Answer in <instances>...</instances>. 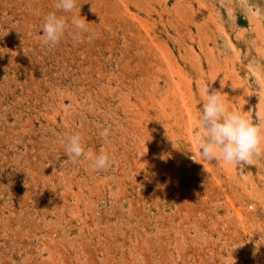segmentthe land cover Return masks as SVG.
Listing matches in <instances>:
<instances>
[{"label": "rangeland", "instance_id": "rangeland-1", "mask_svg": "<svg viewBox=\"0 0 264 264\" xmlns=\"http://www.w3.org/2000/svg\"><path fill=\"white\" fill-rule=\"evenodd\" d=\"M56 3L0 0V264H264V157L201 160L193 139L221 80L264 126V0ZM50 12L69 21L51 48ZM74 133L113 165L70 159Z\"/></svg>", "mask_w": 264, "mask_h": 264}, {"label": "clouds", "instance_id": "clouds-1", "mask_svg": "<svg viewBox=\"0 0 264 264\" xmlns=\"http://www.w3.org/2000/svg\"><path fill=\"white\" fill-rule=\"evenodd\" d=\"M55 7L62 12L72 13L76 9V0H57ZM68 23L64 16L50 12L44 17L42 35L38 39L50 48L55 47L65 35ZM70 23L77 30L73 33L74 38L80 33L88 32L89 22L80 13L73 15ZM224 85L221 80V90L211 91V87L205 86V100L198 118L201 128L193 139L198 146L201 160L215 161L225 166L250 165L264 157V126L253 123L244 114L227 105L222 98ZM109 135V128L100 132L101 137L107 138ZM61 143L66 144V154L70 159L91 160V167L95 170H106L114 163L104 149L99 154L86 150L79 133L70 135L66 140L62 138ZM255 255L254 251L253 256Z\"/></svg>", "mask_w": 264, "mask_h": 264}]
</instances>
